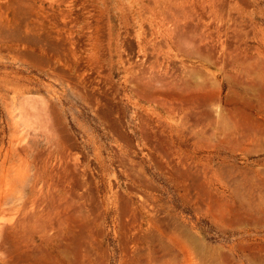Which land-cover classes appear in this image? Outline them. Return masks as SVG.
Here are the masks:
<instances>
[{
  "label": "rangeland",
  "instance_id": "1",
  "mask_svg": "<svg viewBox=\"0 0 264 264\" xmlns=\"http://www.w3.org/2000/svg\"><path fill=\"white\" fill-rule=\"evenodd\" d=\"M19 4L25 13L16 20L13 0H0V26L6 27L0 28V264H62L63 254L66 264H149L147 247L155 244L145 236L154 220L167 230L185 226L219 246L220 253H229L234 264H252V250L264 258V225L243 221L248 214L240 205L246 201L248 208L264 199V114L259 107L264 105V79H254L264 77V0ZM16 33L33 41L15 39ZM246 63L253 65L250 74L241 73ZM185 79L206 82L207 95L218 94L216 103L157 99L138 89L144 83L149 87L150 80H155L152 87L177 89ZM245 98L251 104L244 105ZM216 124L237 128L239 143L219 142ZM121 195L131 200L130 208ZM82 240L79 246L87 250L76 249ZM74 252L80 258L84 254L83 259Z\"/></svg>",
  "mask_w": 264,
  "mask_h": 264
},
{
  "label": "bare ground",
  "instance_id": "2",
  "mask_svg": "<svg viewBox=\"0 0 264 264\" xmlns=\"http://www.w3.org/2000/svg\"><path fill=\"white\" fill-rule=\"evenodd\" d=\"M19 2H20V0H13V4H14V6L13 5H10V6H13L12 7V9H13V12H14V18L16 19V20H18V18L21 16V14L24 12L25 13V11H23V9L21 8V6H20V4H19ZM21 3H23V2H21ZM24 10H26V9H24ZM15 20V23L17 24H19V22H17ZM19 20H20V18H19ZM1 24H4V23H1ZM0 24V25H1ZM20 26V25H19ZM19 26L17 27L16 25L14 26V28L15 29H17V28H19ZM3 27V29H5L6 27H4L3 25L2 26H0V28H2ZM17 27V28H16ZM2 29V30H3ZM1 30V29H0ZM13 31V30H12ZM20 31H21V29H20ZM20 31H17L18 33L20 32ZM15 31H13L12 33H14ZM21 32H23V31H21ZM10 33H11V31H10ZM18 33H16L15 35H16V37H15V35H13L12 36V38H14L15 37V39H18V40H24V41H33V40H31V38H28L29 36L28 35H26L25 34V36L24 37H21V35H19ZM21 34V33H20ZM10 35V34H9ZM49 36H51L50 34H48ZM11 36V35H10ZM26 36H28V37H26ZM48 37V36H47ZM49 38V37H48ZM54 39V38H53ZM49 41V42H48ZM47 42H48V44L50 43V42H52L53 43V40L51 41V39L50 40H48ZM13 42V41H12ZM14 42H16V41H14ZM56 42H58L57 40H56ZM25 43V42H24ZM46 43V42H45ZM52 43H50V44H52ZM55 43V42H54ZM22 44V43H21ZM26 44V43H25ZM58 44V43H57ZM50 47H51V45H49ZM48 46V47H49ZM53 47H55L54 45H52ZM57 47H58V45H56ZM49 47V48H50ZM56 47V48H57ZM52 48V47H51ZM53 49V48H52ZM58 49V48H57ZM26 51V50H25ZM28 53V52H27ZM24 54H25V52H24ZM33 54H36L35 52L33 53ZM32 54V55H33ZM32 55L30 56V57H32ZM38 55V54H37ZM40 55V54H39ZM43 56V55H42ZM40 57V58H42V59H44V57ZM46 56H50L49 54H47ZM45 56V57H46ZM34 58V57H33ZM47 59H49V57H46ZM45 58V59H46ZM31 59V58H30ZM49 60H53L52 58L51 59H49ZM37 62V61H36ZM35 62V63H36ZM34 63V62H33ZM44 63V62H43ZM48 63V62H47ZM263 67V66H262ZM61 70H62V68H61ZM264 70V69H263ZM253 71V65L252 64H250V63H246V64H243V67H242V69H241V73H246V74H250L251 72ZM240 73V74H241ZM240 74L238 73V78H239V76H240ZM236 76V75H235ZM236 77V78H237ZM236 79V80H239V79ZM255 79V82L256 83H260V81L261 80H263L264 79V77L263 78H254ZM240 81V80H239ZM155 82V80H150L148 83H149V87H147L146 85H147V83L144 85V84H140L139 85V87H138V89L140 90V92L142 93V94H144V95H148V96H151V97H157V99L158 98H161V97H163V98H170V99H172V100H181L182 98H188L189 99V101L191 100V101H193V102H195V100H200V99H202L201 101L202 102H204V103H206V102H208L209 103V101H206L207 99H211L210 100V102L211 101H213V102H215V100H213V99H217L218 97H217V95L218 94H216V93H212V94H210V95H207L208 93H207V91H206V89H207V84H206V82H203V81H200V82H195L194 80H187L186 81V79H185V83L183 84L182 82H180V83H182L183 84V87H179L181 90H177V89H179V88H177V89H171V87L169 88V89H166L165 88V86L164 85H162V86H154V87H152V85L153 84H155L154 83ZM241 82H242V80H241ZM235 83V82H234ZM252 83V82H251ZM262 83V82H261ZM163 84H166V83H163ZM168 84V83H167ZM236 84V83H235ZM214 85H216V84H214ZM232 87V86H231ZM253 87H255V86H253ZM175 88V87H174ZM208 88H210V87H208ZM242 88V87H241ZM251 88V87H250ZM233 89V88H232ZM259 89V88H258ZM235 90V89H234ZM234 90H231V91H234ZM237 90V89H236ZM235 90V91H236ZM218 91V90H217ZM239 91V90H238ZM238 91H236V92H238ZM243 91H244V89H243ZM260 91H261V89H260ZM241 92V91H240ZM218 93V92H217ZM231 93H233V95H235V93L234 92H231ZM231 93H230V95L228 94V96H227V98L229 99H232L231 97H229V96H231ZM237 94H240L239 92L237 93ZM236 94V95H237ZM233 95H232V97H233ZM87 96V95H86ZM90 96V95H89ZM244 96H247V95H244ZM239 97H241V98H243V95L242 96H238V98ZM264 97V96H263ZM87 98V97H86ZM92 98V97H91ZM220 98V97H219ZM251 98V97H250ZM101 99V98H100ZM105 99H107V98H105ZM240 99V98H239ZM88 100V99H87ZM99 100V99H98ZM108 101H109V103H111L110 101L111 100H109V99H107ZM184 100H187V99H184ZM237 100V99H236ZM107 101V102H108ZM217 101V100H216ZM230 101V100H229ZM93 102V101H92ZM100 102V101H99ZM106 102V103H107ZM157 102V101H156ZM177 102V101H176ZM188 102V101H187ZM186 102V103H187ZM200 102V101H199ZM212 102V103H213ZM235 102V101H234ZM241 102V101H240ZM244 102V105H249V104H251V102H250V100L249 101H247V99L245 98V100L243 101ZM255 102V101H254ZM95 103H96V101H95ZM105 103V104H106ZM160 103V102H159ZM196 103V102H195ZM203 103V104H204ZM207 103V104H208ZM216 103V102H215ZM262 103V102H261ZM210 104V103H209ZM235 104V103H234ZM240 104V103H239ZM238 104V105H239ZM112 105V104H111ZM159 105V104H158ZM205 105V104H204ZM257 105V104H256ZM94 106H95V104H94ZM101 106H102V104H101ZM242 106V105H241ZM240 106V107H241ZM96 107H98V106H96ZM103 107V106H102ZM101 107V108H102ZM240 107H238V110H239V112L240 113H246L245 112V110L244 109H242V108H240ZM250 107V106H249ZM259 107H260V110L262 111V113L264 114V105L263 104H260L259 105ZM99 108V107H98ZM111 108V107H110ZM115 107H113V110H115L114 109ZM194 108V107H193ZM205 109L207 108V107H204ZM231 108V107H230ZM257 108V107H256ZM106 109V108H105ZM112 109V108H111ZM228 109V108H227ZM100 110V109H99ZM107 110V109H106ZM195 110H197V109H195ZM194 110V111H195ZM198 110H200V109H198ZM101 111V110H100ZM110 111V110H109ZM211 111V110H210ZM233 111V110H232ZM259 111V110H258ZM116 112V111H115ZM114 112V113H115ZM196 112V114H197V111H195ZM201 112H207V110H205V111H201ZM209 112V111H208ZM223 112H225V111H223ZM238 112V111H237ZM249 112V111H248ZM251 112V111H250ZM109 113V112H108ZM113 113V114H114ZM199 114H200V112H198ZM212 113H213V111H212ZM220 113V112H219ZM229 113V112H228ZM233 113H235V112H232V114ZM107 114V113H106ZM158 114V113H157ZM187 114V113H186ZM193 114V113H192ZM207 114V113H206ZM221 114H223V113H221ZM220 114V115H221ZM238 114V113H237ZM251 114V113H250ZM108 115H110V114H108ZM201 115V114H200ZM202 115H203V113H202ZM201 115V117H203ZM208 115V114H207ZM210 115V114H209ZM239 115V114H238ZM243 115V114H242ZM111 116V115H110ZM189 116V115H188ZM196 116V115H195ZM198 116V115H197ZM196 116V117H197ZM211 116H213V120L216 118V116H215V113H213V115H211ZM228 116H230V114H228ZM227 116V117H228ZM233 116H235V115H233ZM240 116H241V114H240ZM246 116V115H245ZM112 117V116H111ZM191 118H192V116H190ZM215 117V118H214ZM236 117V116H235ZM249 117V116H248ZM252 117H253V115H252ZM112 118H114V117H112ZM200 118V117H199ZM198 117L196 118V119H198V120H200L201 121V119H199ZM204 118H205V116H204ZM203 118V119H204ZM208 118V117H207ZM239 118H241V117H239ZM246 118V117H245ZM254 118V117H253ZM159 119V118H158ZM189 119V118H188ZM209 119V118H208ZM211 119H212V117H211ZM252 119V118H251ZM105 120V119H104ZM205 120V119H204ZM203 120V121H204ZM213 120H211V121H213ZM110 121H111V119H110ZM116 121H117V119H116ZM200 121H199V123H200ZM203 121H201V122H203ZM217 121H218V118H217ZM216 121V122H217ZM223 121V120H222ZM244 121V120H243ZM249 122V120H246L245 119V122H243L245 125L246 124H248V122ZM251 121V120H250ZM194 122V121H193ZM214 122H215V120H214ZM247 122V123H246ZM252 122V121H251ZM59 123H61V121L59 120V122H58V124ZM115 123V122H114ZM199 123H197V124H199ZM203 123H205V122H203ZM218 123V122H217ZM221 123V122H220ZM231 123V122H230ZM239 123H241V122H239ZM262 123H264V122H262ZM226 124V123H225ZM253 124H255V122L253 123ZM261 124V123H260ZM260 124H257V125H260ZM59 125H62V124H59ZM110 125V124H109ZM113 126L114 125H116V124H112ZM227 126H228V124H226ZM234 125L236 126V125H238V124H235L234 123ZM256 125V124H255ZM215 126V125H214ZM216 126H217V128L216 129H218V131L217 132H215L216 134L217 133H221V135H220V140H219V142H238V140L239 139H237V137L235 138V134H236V132H237V128H234V129H231V128H228V127H224L222 124L218 127V125L216 124ZM247 126V125H246ZM249 126V125H248ZM60 127H62V126H60ZM237 127V126H236ZM239 127V126H238ZM240 127L242 128V126L240 125ZM244 127V126H243ZM257 127V126H256ZM261 127H262V125H261ZM179 128H180V126H179ZM246 128V127H245ZM250 128V127H249ZM263 128V127H262ZM64 129V128H63ZM111 129V128H110ZM116 129V128H115ZM120 129H122V128H120ZM239 129V128H238ZM264 129V128H263ZM65 130V129H64ZM119 129H117V131H118ZM245 130V129H244ZM246 130H248V129H246ZM249 130H251V129H249ZM249 130L247 131V132H249ZM260 130V129H259ZM124 131V130H123ZM149 131V130H148ZM180 131V130H179ZM239 131H240V129H239ZM160 131H158V133H159ZM252 132V131H251ZM150 133V132H149ZM121 134H123V135H125L126 133H123L122 131H121ZM155 134H157V133H155ZM193 134V133H192ZM264 134V133H263ZM174 135V134H173ZM194 135V134H193ZM192 135V136H193ZM205 135H207V134H205ZM219 135H217V136H219ZM128 135H126V137H127ZM160 136V135H159ZM200 136V135H199ZM201 136H204V135H201ZM258 136H259V134H258ZM123 137V136H122ZM150 137V136H149ZM155 137V136H154ZM153 137V138H154ZM162 137V136H161ZM177 137H179V136H177ZM240 137V136H239ZM238 137V138H239ZM156 138V137H155ZM158 138V137H157ZM168 138V137H167ZM167 138H163V139H167ZM175 138V137H174ZM199 138V137H198ZM198 138H196V139H198ZM210 138V137H209ZM212 138V137H211ZM210 138V139H211ZM214 138V137H213ZM259 138H261L260 136H259ZM170 138H168V140H169ZM195 139V140H196ZM203 139H204V137H203ZM206 139V138H205ZM217 139V138H216ZM158 140V139H157ZM161 139H159V141H160ZM165 140H163V141H165ZM172 140V139H171ZM179 140H181V137L179 138ZM253 140V139H252ZM259 140V139H258ZM153 142H157L156 140H154ZM166 142H168V141H166ZM170 142V141H169ZM172 142V141H171ZM170 142V143H171ZM201 142V141H200ZM203 142V141H202ZM252 142V141H251ZM158 143H161V142H158ZM163 143V142H162ZM239 143V142H238ZM218 144V143H217ZM220 144V143H219ZM230 144V143H229ZM235 144V143H234ZM249 145V144H248ZM258 145V144H257ZM169 146V145H168ZM168 146H166L167 148L166 149H168L169 147ZM220 146V145H219ZM234 147V146H233ZM232 147V148H233ZM170 148H171V146H170ZM235 148V147H234ZM247 149H248V146L246 147ZM262 148V147H261ZM159 150V149H158ZM248 152V151H247ZM165 153H167L168 154V152L167 151H165ZM165 153H163V154H165ZM263 160V159H262ZM66 161H68V160H66ZM160 162V161H159ZM163 163V162H162ZM69 164H71V163H69ZM163 166H165V164H162ZM72 167V166H71ZM73 167H75V166H73ZM72 167V168H73ZM178 167V166H177ZM64 169H66V168H64ZM69 169V168H68ZM139 169V168H138ZM138 169H136V171H138ZM140 170V169H139ZM74 171V170H73ZM72 171V172H73ZM76 171V170H75ZM74 171V172H75ZM135 171V172H136ZM176 171V173H177V170H175ZM69 172V171H68ZM83 172H85V171H83ZM141 170H140V172H139V176L141 177ZM181 172V171H180ZM261 172V171H260ZM76 173H77V171H76ZM142 174H143V172H142ZM228 174V173H227ZM78 175H79V173H78ZM82 175V174H81ZM85 175V174H84ZM138 175H135V176H137V177H139ZM181 175H183L182 173H181ZM6 176V175H5ZM80 176V175H79ZM88 176V175H87ZM143 176H145V175H143ZM142 176V177H143ZM70 177V176H69ZM259 177V176H258ZM261 177H263V176H260V178ZM82 178V177H81ZM85 178V177H84ZM83 178V179H84ZM41 179V178H40ZM87 179V178H86ZM187 179H188V177H187ZM202 179V178H201ZM236 179V178H235ZM238 179V178H237ZM249 179V178H248ZM262 179V178H261ZM80 180H82V179H80ZM240 180V179H239ZM263 180V179H262ZM38 181V180H37ZM36 181V182H37ZM66 181V180H65ZM141 181V180H140ZM147 181H149V180H147ZM194 181V180H193ZM197 181V180H196ZM206 181V180H205ZM251 181H255V180H251ZM68 182H69V180H68ZM184 182V181H183ZM234 182H235V180H234ZM35 183V182H34ZM69 183H71V182H69ZM79 183V182H78ZM77 183V184H78ZM82 183H85V182H82ZM81 183V184H82ZM87 183V182H86ZM91 183H93V182H91ZM143 183V182H142ZM178 183V182H177ZM181 183V182H180ZM179 183V184H180ZM37 184H38V182H37ZM76 184V185H77ZM80 184V183H79ZM88 184V183H87ZM147 184V183H146ZM193 184H194V182H193ZM203 184V183H202ZM201 184V185H202ZM205 184V183H204ZM203 184V185H204ZM65 185V184H64ZM73 185V184H72ZM71 185V186H72ZM89 185V184H88ZM91 185V184H90ZM195 185V184H194ZM34 186V185H33ZM44 186V185H43ZM74 186V185H73ZM79 186H82V185H79ZM185 186V188H186V184L184 185ZM183 186V187H184ZM192 186V185H191ZM208 186V185H207ZM241 186V185H240ZM83 187V186H82ZM182 187V186H181ZM200 188L202 187V186H199ZM203 187H205V186H203ZM202 187V188H203ZM244 187V186H243ZM35 188H37V186L35 187ZM41 188V187H40ZM75 189H76V187H74ZM191 188V187H190ZM190 188H188V189H190ZM193 188V187H192ZM191 188V189H192ZM195 188V187H194ZM261 188L262 189H264V184H261ZM65 189H67V188H65ZM72 189V188H71ZM70 189V190H71ZM85 189V188H84ZM245 189V188H244ZM61 190V189H60ZM90 189L88 188V190H87V192L89 191ZM203 190H204V188H203ZM6 191H7V189H6ZM5 191V192H6ZM9 191V190H8ZM11 191V190H10ZM69 191V190H68ZM74 191H76V190H74ZM209 191V190H208ZM4 192V193H5ZM36 192V191H35ZM60 192H62V191H60ZM86 192V191H85ZM85 192H84V194H85ZM93 193H94V191H92ZM249 192V191H248ZM72 193H73V191H72ZM213 193V192H212ZM233 193V192H232ZM260 193H262V192H260ZM56 194V193H55ZM67 195H68V193H66ZM96 194V193H95ZM120 194H121V192H120ZM217 194V193H216ZM247 194V193H246ZM251 194V193H250ZM257 194V193H256ZM58 195V194H57ZM64 195V194H63ZM72 195V194H71ZM74 195V194H73ZM94 195V194H93ZM51 196V195H50ZM75 196V195H74ZM82 196V195H81ZM122 196V195H121ZM198 196V195H197ZM203 196V195H202ZM48 197V196H47ZM72 197V196H71ZM78 197H80V196H78ZM77 197V198H78ZM94 197H96V196H92V199L94 198ZM213 197H215V196H213ZM234 197V196H233ZM257 197V196H256ZM59 198V197H58ZM67 198V197H66ZM86 198H88V197H86ZM97 198V197H96ZM220 198H221V196H220ZM222 198H223V196H222ZM221 198V199H222ZM245 198V197H244ZM248 198V197H247ZM121 200H122V202L124 203V205H127L129 208H130V206H131V204H132V202H131V200L127 197V196H122V198H120ZM129 199V200H128ZM206 199V198H205ZM204 199V200H205ZM224 199V198H223ZM222 199V200H223ZM227 199V198H226ZM225 199V200H226ZM251 198H249V200H250ZM35 200H36V198H35ZM52 200V199H51ZM218 200V199H217ZM222 200H220V201H222ZM46 201V200H45ZM49 201V200H48ZM60 201H62V200H60ZM63 201H65V200H63ZM62 201V202H63ZM71 201H72V199H71ZM81 201H82V199H81ZM201 201V200H200ZM231 201V200H230ZM26 202V201H25ZM31 202H33V201H31ZM73 202V201H72ZM91 201H89L88 202V206H89V204L91 205V203H90ZM202 202V201H201ZM223 202V201H222ZM227 202V201H226ZM229 202V201H228ZM236 202V201H235ZM251 202H253V201H251ZM35 204H36V202H34ZM38 203V202H37ZM55 203V202H54ZM57 203V202H56ZM205 203H206V201H205ZM214 203V202H213ZM25 204V203H24ZM75 204V203H74ZM77 205H78V203H76ZM207 204H208V202H207ZM25 205H27V206H29V205H31L30 203H26ZM33 205V204H32ZM45 205H47V204H45ZM79 205H80V203H79ZM79 205L78 206H76V207H78L79 208ZM82 205H84V203H83V201H82V204H81V207H82ZM86 205V204H85ZM209 205H211V204H208L207 206H209ZM226 205V204H225ZM229 205V204H228ZM231 205H232V203H231ZM236 205V204H235ZM235 205H233V207L235 206ZM240 205H241V207L242 208H245L246 210H247V216H246V219L244 218V220L243 221H245L247 224H255V225H260V226H263L264 225V199L263 200H261L258 204H256V205H253L252 203H250L249 204V207L248 208H246V206L245 205H247V202L245 201H241L240 202ZM38 206V205H37ZM230 206V205H229ZM237 206V205H236ZM24 207V206H23ZM26 207V206H25ZM51 207H53V205L51 204ZM80 207V208H81ZM85 207V206H84ZM123 206H121V208H122ZM210 207V206H209ZM212 207V206H211ZM219 207V205L217 206V205H215V208H218ZM238 207V206H237ZM37 208V207H36ZM39 208V207H38ZM49 208V207H48ZM59 208H62V207H59ZM64 208V207H63ZM67 208V207H66ZM83 208V207H82ZM89 208H91V207H89ZM126 208V207H125ZM231 208V207H230ZM24 209V208H23ZM96 209V208H95ZM206 209H208V208H206ZM1 210V209H0ZM42 210V209H41ZM47 210V209H46ZM55 210V209H54ZM58 210V209H57ZM56 210V211H57ZM75 210V209H74ZM79 210V209H78ZM77 210V211H78ZM87 210V209H86ZM130 210V209H129ZM232 210V209H231ZM231 210H229V212H231ZM52 211V210H51ZM64 211V210H63ZM68 211V210H67ZM76 210H75V213L77 212ZM85 211V210H84ZM136 211V210H135ZM135 211H134V213H135ZM210 211V210H209ZM236 211V210H235ZM240 211H242V210H240ZM40 212V211H39ZM71 212V211H70ZM73 212V211H72ZM88 212V211H87ZM97 212H99V214H100V211H97ZM97 212H96V214H97ZM126 212V211H125ZM130 212V211H129ZM208 212V211H207ZM211 212V211H210ZM216 213H217V211H215ZM41 213V212H40ZM133 213V214H134ZM233 213V212H232ZM73 214V213H72ZM122 214H123V212H122ZM35 215V214H34ZM33 215V216H34ZM42 215V214H41ZM47 215H49V214H47ZM82 215V214H81ZM123 215H127V213H124ZM228 215V214H227ZM244 215H246V214H244ZM32 216V217H33ZM37 216V215H36ZM45 216V215H44ZM59 216V215H58ZM66 216H67V214H66ZM73 216V215H72ZM226 216V215H225ZM136 217V216H135ZM231 217V216H230ZM230 217H229V222L230 221H232V220H230ZM235 217H236V215H235ZM245 217V216H244ZM41 218V217H40ZM39 218V219H40ZM46 218V217H45ZM51 218V217H50ZM74 218L76 219L77 217H75L74 216ZM79 218V217H78ZM81 218H82V216H81ZM81 218H79V219H81ZM85 218H86V216H85ZM138 217H136V219H137ZM233 218V217H232ZM237 218V217H236ZM236 218H233V219H236ZM239 218V217H238ZM36 219H38V218H36ZM42 219V218H41ZM49 219V218H48ZM55 219H57V218H55ZM61 219V218H60ZM65 219V218H64ZM68 219V218H67ZM79 219H77V221L79 220ZM83 219V218H82ZM89 220H87L88 221V223H91L92 224V222H90V218H88ZM93 219V218H92ZM124 218L122 217V220H123ZM154 219V218H153ZM152 219V220H153ZM223 219V218H222ZM240 219V218H239ZM131 220H133V217L131 218ZM218 220H219V218H218ZM240 220H242V219H240ZM43 221V220H42ZM52 221V220H51ZM64 220H62V222H63ZM80 221V220H79ZM85 221V220H84ZM86 221V222H87ZM93 222H94V220H92ZM124 221V220H123ZM127 221H130L129 219L127 220ZM228 220H226V222H227ZM25 222V221H24ZM30 222H32V221H30ZM30 222L28 223V225L30 224ZM34 222H36V221H34ZM44 222V221H43ZM42 222V223H43ZM67 222H69V220H67ZM72 222V221H71ZM76 222V221H75ZM22 223V222H21ZM26 223V222H25ZM77 223V222H76ZM82 222H80V224H81ZM84 223V222H83ZM100 223V222H99ZM133 223H138V222H133ZM245 223V224H246ZM54 224V223H53ZM102 224V223H101ZM236 224V223H235ZM11 225V224H10ZM61 225V224H60ZM95 225H98V224H95ZM127 225H129V224H127ZM127 225H125V227H123V231H126L124 228H127L126 226ZM164 224L163 223H160V222H157V221H153L152 222V224L146 229V236H145V240H146V242L147 243H149V244H151V243H154L155 244V246H151V245H149V247H147V248H149V250H148V253H149V256H150V259H149V264H234V260H233V258H232V256L229 254V253H225V252H219V246L217 247V246H215V245H212V244H210V243H208L207 241H205L204 239H202L201 237H199V236H197V235H195V234H193L189 229H187L185 226H183V225H177V226H175L173 229H170V230H167L166 228H162V226H163ZM101 226V225H100ZM122 226H124V224H122ZM130 226H132V225H130ZM222 226H224V224L222 225ZM233 226V225H232ZM9 227V226H8ZM12 227V226H11ZM23 227H24V225H23ZM22 227V228H23ZM155 227L156 228H158V230H159V232H157V233H155ZM163 227H165V226H163ZM7 228V227H6ZM6 228H4V229H6ZM80 228V227H79ZM86 228H88V227H86ZM94 228V227H93ZM20 229V228H19ZM26 229H28V227L26 226ZM33 229V228H32ZM44 229H46V228H44ZM94 229H96V228H94ZM103 228H101V229H99V230H102ZM128 229L129 230H131L130 229V227H128ZM128 229H127V231H128ZM58 230V229H57ZM63 230H65V229H63ZM67 230V229H66ZM76 230V229H75ZM80 231H81V229H79ZM97 230V229H96ZM9 231V230H8ZM7 231V232H8ZM62 231V230H61ZM77 232V233H79L78 235L80 236V234L81 235H83V236H86L87 234L89 235L90 234V232L88 233V231H87V234H82L81 232ZM85 231V232H86ZM32 232V231H31ZM33 232H35V230H33ZM37 232V231H36ZM44 232H46V231H44ZM84 232V233H85ZM102 232V231H101ZM144 232V231H143ZM9 233V232H8ZM47 233H49L48 231H47ZM97 233V232H96ZM99 233H100V231H99ZM41 234V233H40ZM72 234V233H71ZM70 234V235H71ZM92 234H93V232H92ZM125 234V233H124ZM6 235H8V234H6ZM96 235V234H95ZM76 236H77V234H76ZM75 236V242H76V239H77V237ZM42 237V236H41ZM45 237V236H44ZM53 237V236H52ZM51 237V238H52ZM65 237V236H64ZM66 237H69V236H66ZM65 237V238H66ZM81 237V236H80ZM89 237V236H88ZM130 237V236H129ZM128 237V238H129ZM134 237H136V236H134ZM5 238V237H4ZM79 238V237H78ZM100 238V237H99ZM9 239V238H8ZM71 238H69V240H70ZM81 239H83L84 240V238H82L81 237ZM95 239V238H94ZM137 239V238H136ZM53 240V239H52ZM80 240V238L78 239V241ZM83 240L81 241V242H79V243H75L76 245H77V247L79 246V244H81L82 245V243H83ZM8 241V240H7ZM6 241V242H7ZM10 241V240H9ZM32 241H34L33 239H32ZM84 241H88L89 242V240H84ZM95 241V240H94ZM124 241V240H123ZM4 242V241H3ZM3 242L1 243V244H3ZM51 241H49L48 243H50ZM62 242H64V241H62ZM125 242V241H124ZM138 242V241H137ZM44 243H45V241H44ZM85 243H87V242H85ZM90 243V242H89ZM96 243V242H95ZM102 243V242H101ZM123 243V242H122ZM133 243V242H132ZM146 243V244H147ZM52 244V243H51ZM50 244V245H51ZM56 244V243H55ZM60 244H61V242H60ZM65 243H62V245H64ZM69 243H67L66 245H68ZM96 244H98V242L96 243ZM100 244V243H99ZM98 244V245H99ZM126 244H127V242H126ZM143 244V243H142ZM259 244V243H258ZM6 244H3V246H5ZM37 245H39V244H37ZM36 245V246H37ZM57 245V244H56ZM61 245V246H62ZM79 246L80 248H76L77 250L78 249H80V251L82 250V249H84V246H85V244L83 245V246ZM103 245V244H102ZM148 245V244H147ZM249 245V244H248ZM2 246V247H3ZM47 246V245H46ZM60 246V245H59ZM68 246H70V245H68ZM245 246V245H244ZM262 246V245H261ZM43 247V246H42ZM89 247H91V250H92V245L90 246V244H89ZM131 247V246H130ZM242 247H243V245H242ZM247 247V246H246ZM249 247V246H248ZM255 247V246H254ZM258 247H260V246H258ZM257 247V248H258ZM57 248V247H56ZM74 249H75V247H73ZM96 248V247H95ZM106 248V247H105ZM261 248V247H260ZM259 248V249H260ZM44 249H45V247H44ZM52 249V248H51ZM72 249V248H71ZM73 249V251H75ZM130 249V248H129ZM128 249V250H129ZM34 250H36V249H34ZM33 250V251H34ZM50 250V249H49ZM57 250V249H56ZM84 250H87V249H84ZM93 250H94V246H93ZM103 250V249H102ZM127 250V251H128ZM258 250V249H257ZM256 250V252H259V251H257ZM37 251H39L38 249H37ZM63 251H65V250H63ZM72 251V252H73ZM129 251H131V250H129ZM135 251V250H134ZM251 251V250H250ZM253 251L254 250H252L250 253H249V256H250V259H251V262H252V264H264V258H262V256L259 254V253H257V255L259 254L261 257H259V256H256V255H254L253 254ZM13 252H14V250H13ZM58 252V251H57ZM68 252H71V250L70 251H68ZM76 252V254L77 253H79V251H75ZM75 252H74V254H75ZM92 252V251H91ZM94 252V251H93ZM95 252H98L99 253V251L97 250H95ZM104 252V251H103ZM107 252V251H106ZM105 252V253H106ZM132 252V251H131ZM136 252H138V251H136ZM15 254H16V252H14ZM42 253V252H41ZM82 253H83V251H82ZM90 253V252H89ZM145 253V252H144ZM76 254L75 255H73V256H75V257H77V258H79V259H83L82 257H83V255L84 254H82L81 256V258H80V256L79 255H77L76 256ZM81 254V253H80ZM92 254H94L95 256L97 255V254H95V253H92ZM138 254H139V252H138ZM263 254V253H262ZM17 255V254H16ZM25 255V254H24ZM100 255V254H99ZM99 255H97V256H99ZM140 255V254H139ZM26 256V255H25ZM31 256V255H30ZM79 256V257H78ZM96 256V257H97ZM106 257H107V255H105ZM17 258H18V256H16ZM50 257V256H49ZM54 257V256H53ZM75 257H71V258H73L72 259V262H73V260L75 261L76 260V258ZM136 257V256H135ZM30 259H32L31 257H29ZM97 258H100V257H97ZM142 258V257H141ZM25 259V258H24ZM40 259H42V258H40ZM58 259V258H57ZM62 264H66L67 263V255L66 254H63V256H62ZM137 259V258H136ZM148 259V258H147ZM6 260H8V259H6ZM12 260V259H11ZM20 260V259H19ZM18 260V261H19ZM86 260H88V258L86 257ZM93 260V259H92ZM105 260V259H104ZM134 260V259H133ZM4 261V260H3ZM60 261V260H59ZM58 261V262H59ZM81 261V260H80ZM79 260H77V262L79 263L80 262ZM84 261V260H83ZM101 261V260H100ZM103 261V260H102ZM106 261V260H105ZM135 261V260H134ZM137 261V260H136ZM142 261V260H141ZM145 261V260H144ZM89 262V261H88ZM87 262V264H89ZM94 262V261H93ZM146 262V261H145ZM13 263V262H12ZM16 263V262H15ZM24 263V262H23ZM29 264L31 263V262H28ZM76 262H74V264H75ZM103 263V262H102ZM143 263V262H142ZM32 264H34V263H32ZM36 264V263H35ZM38 264V263H37ZM95 264V263H94ZM144 264V263H143ZM237 264H239V263H237Z\"/></svg>",
  "mask_w": 264,
  "mask_h": 264
}]
</instances>
